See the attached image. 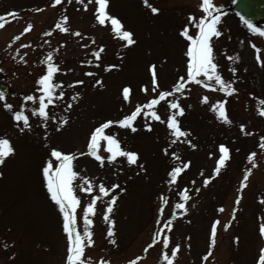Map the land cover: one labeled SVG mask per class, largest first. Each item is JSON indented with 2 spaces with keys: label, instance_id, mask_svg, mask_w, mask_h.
I'll return each mask as SVG.
<instances>
[{
  "label": "rangeland",
  "instance_id": "374dc122",
  "mask_svg": "<svg viewBox=\"0 0 264 264\" xmlns=\"http://www.w3.org/2000/svg\"><path fill=\"white\" fill-rule=\"evenodd\" d=\"M231 1L214 0L225 12L222 17L223 34L218 38L215 48L219 50L218 59L225 78L230 76V62L223 58L224 50L229 55L239 54L237 75L243 78V83L240 84L242 92L239 99L229 98L227 107L235 122L246 123L248 130H254L256 135L247 138L240 136L235 126L219 123L208 110V105L199 102L201 94L208 95L212 102L222 98L221 93L194 86L188 98L182 100L185 105H191L181 117L182 125L191 130L193 143L197 144V148L191 149L187 145L178 144L173 145L172 150H176L182 159L191 161L190 168L179 180L180 187L188 185L193 189L200 188V192L193 191L192 199L188 201V213L173 221L171 238L174 242L181 243L174 264H254L259 247L264 245L257 233V217L264 216V204L260 203V198L264 197V154L256 147L258 135L264 131V120L253 112L254 101L245 94L248 91L260 93L264 90V71H261L256 61L257 55L264 61V37L248 30L230 10ZM150 2L161 9L159 14H151L141 0H110L112 13L122 19L137 39L135 46L121 49V42L113 38L108 27L95 23L92 5H89L88 11H84L76 0H72V3L65 0L56 7L50 5V0L0 1V15L9 10L18 12L16 18L5 17L8 22L0 28V69H3L0 71V84L10 88V93L5 96L7 102L16 107L24 94L33 91L35 79L42 74L43 65L39 61L47 51L57 48L61 42H64L63 47H59L56 59L62 68L73 71L58 73L57 79L65 84L74 79L85 81L83 86L66 89V95L74 90L81 91L82 98L70 111L69 124L61 131L51 133L50 147L55 146L66 152L84 151L88 131L96 122L119 118L121 115L120 89L125 84H130L133 88V105L144 102L146 97L139 91V85L149 82L147 66L150 62L157 63L160 83L164 87L174 83L178 74H183L186 41L178 32L186 23L189 12L201 14L197 7L201 0ZM36 8L42 10L36 12ZM22 9H26V12L21 13ZM62 14L69 16L73 30L87 33L95 38L97 45L106 46L101 67L80 64L95 45L81 48V44L88 43L87 39L80 40L53 28ZM28 22L33 24V28L19 40L13 41L9 47L12 37L22 32ZM261 27H264V23ZM49 30L52 31L51 36L43 35ZM45 40L49 44L40 47ZM29 41L32 42V47L19 49L20 44ZM252 44L257 47L253 48ZM17 49L21 54L28 53L25 57L27 64L18 57L14 58ZM121 51L124 53L123 59L117 55ZM165 57L166 62L160 64ZM108 63L120 64L121 67L106 73L103 65ZM86 71H95L99 77H103L105 87L93 88L92 78L83 75ZM129 110L125 106L124 112ZM161 115H164L163 111ZM137 123L140 125L142 121L138 119ZM119 131L127 147L140 153L147 171L137 175L135 168L115 162L100 167L98 162L87 156L77 157L74 161L76 170L95 178L97 183L103 180L106 185L119 183L126 188L125 192L119 194L114 206L115 228L112 238L107 236V224L101 218L103 205L98 202L97 216L92 226L94 244L85 250V256L91 258L90 264H97L101 257L109 261V264H126L136 256L142 257L137 264H165L160 257V244L150 248L146 254L143 251L150 243V235L155 229L158 196L162 191H167L164 181L166 171L172 163L171 158L160 151L167 142L165 127L154 123L151 132L142 128L136 133ZM4 134L10 139L15 153L0 165V173H3L0 176V264H64L66 239L61 229V218L43 186L40 172L49 150L44 146L42 130L37 128L33 133H19L13 127L10 114L0 107V135ZM219 143H227L233 149L232 160L205 187L202 185L203 176L212 173L216 146ZM253 150L257 151L258 167L249 175L235 219H232L227 230L220 229L217 248L212 245L211 258L205 261L202 257L209 252L206 243L210 238L209 226L217 218L220 226L230 220L239 181L247 166L246 154ZM210 151L213 152L211 158L208 157ZM101 154H104L102 150ZM121 168L123 171H120ZM192 180H195L194 186L189 184ZM85 199L82 195V203ZM175 199L177 197H170L165 214H171ZM221 206L224 211H217ZM77 212L79 214V209ZM235 236L240 237L238 243L233 239ZM185 237H190V240H185ZM110 239L115 240V243H110ZM4 244L9 247L5 249ZM13 252L16 253L15 258L9 260Z\"/></svg>",
  "mask_w": 264,
  "mask_h": 264
},
{
  "label": "snow or ice",
  "instance_id": "6c2138e0",
  "mask_svg": "<svg viewBox=\"0 0 264 264\" xmlns=\"http://www.w3.org/2000/svg\"><path fill=\"white\" fill-rule=\"evenodd\" d=\"M64 2L65 0H50V5L56 7ZM67 2L72 3V0H67ZM141 2L151 14L156 15L161 12V9L154 6L150 0H141ZM76 3L81 5L84 11L89 10V5L93 6L92 15L95 23L99 26L108 27L113 38L121 42V49H127L137 44L134 32L125 26L121 18L112 13L110 0H76ZM232 3H238V0H232ZM197 7L201 14L189 12L186 23L178 32V35L186 41V48L183 53L185 57L183 74H178L174 83L164 87L160 83L157 63L150 62L147 66L149 82L139 85V91L144 93L146 97L144 102H136L133 105V88L130 84L123 85L120 89L121 115L119 118H108L96 122L88 131L84 151L66 152L58 147L49 146L51 133L53 131L59 132L69 124L71 119L69 113L82 98L81 91L74 90L71 91L70 95H66V89H75L77 86L85 84L83 79H74L69 84L57 79L58 73L67 74L73 71L70 68H62L56 59L58 49L63 47L64 42H61L57 48H51L47 51L43 59L39 61L44 66L42 74L35 79L33 91L24 94L18 106L14 107L12 103L7 102L5 93L0 91V102H2L0 107L10 114L13 127L19 133H33L37 128L42 130L44 146L49 150L40 172L43 186L61 218V229L66 239L64 264H90L91 258L85 256V250L94 244L92 226L97 216L98 202L103 205L101 218L107 224V236L109 238L114 236V206L119 194L126 191V188L119 183L106 185L103 180L97 183L95 178L87 174H81L74 165L77 157H91L98 162L100 167H104L106 163L109 165L114 162L117 164L124 163L129 168H135L138 175L147 171L145 164L137 150L127 147L119 130L125 133H136L142 128L144 131L151 132L154 123L165 127L167 142L166 146L162 147L160 151L164 156L170 157L172 163L166 171L164 181L167 191H162L158 196L155 221L158 227L153 233L151 242L146 245L143 251L146 254L154 245L160 244L161 259L165 264H174L181 243L174 242L171 238L173 221L175 218L188 213V201L192 199L193 191L195 193L200 192V188L193 189L188 185L180 187L179 180L183 178L182 174L190 168L191 161L182 159L176 150H172L173 145L178 144L187 145L191 149L197 148V144L193 143L191 130L182 125L181 117L185 115L186 108H191L190 104L185 105L182 100L188 98L194 86L221 93L222 98L212 102H210L208 95L201 94L199 102L208 105V110L214 114L219 123L235 126L240 136L247 138L256 135L254 130H248L246 123L235 122L227 107L229 98L239 99L242 92L240 84L243 83V78L241 75H237L239 54L229 55L226 49L223 52V58L230 62L228 68L229 78H225L224 70L218 59L220 53L215 48V44L223 34L222 17L225 12L222 10V6H217L214 3V0H201ZM41 10L40 8L35 9L36 12ZM235 14L239 16L240 21L247 26L251 33L264 37V28L254 25L250 19H246L239 11ZM5 17L16 18L17 13L13 10L0 15V28H3L4 24L8 22ZM32 28L33 24L28 22L22 32L12 37L9 47L13 41L19 40ZM53 28L60 33L78 37L80 40L87 39L88 43L81 44V48H89L90 45H95V47H91L90 53L86 54L87 58L82 59L80 64L101 67L102 54L105 52L106 47L104 44L97 45L94 37L88 36L87 33H82L80 30H73L69 23V16L66 14H62L58 18ZM43 35L51 36L52 31H46ZM48 44L49 41L45 40L40 47ZM32 46V42L29 41L20 44L19 49ZM251 46L253 48L257 47L255 44ZM19 49L16 50L14 58L18 57L21 62L27 64L25 57L28 53L21 54ZM257 52H259L258 48ZM117 55L123 59L124 53L121 51ZM166 60L165 57L160 64L165 63ZM256 61L261 71H264V61L260 59L259 55L256 56ZM120 67V64L108 63L103 65V71L107 73L113 69L118 70ZM0 71H3V69H0ZM244 71L246 72L247 69L245 68ZM83 75L92 78L93 88L103 89L105 87L103 77H99L97 72L86 71ZM245 94L254 101L253 112L261 120H264V98H261L264 97V90L260 93L248 91ZM125 106L130 108L128 112H124ZM161 111L164 112V115H161ZM138 119L142 121V124L138 125ZM256 147L264 154V131L258 135ZM101 150L104 154H101ZM235 151L238 152L239 149H235ZM232 152L233 149L227 143H219L216 146V159L211 175L203 176L201 172L203 186L206 187L223 169L228 167L232 160ZM14 153L15 149L7 134L0 135V165H3L6 158ZM212 156L213 152L210 151L208 157L211 158ZM246 162L247 166L243 169L242 178L239 181V188L234 199L231 219L221 226L223 230H227L232 219H235L242 192L248 184L249 175L258 167L257 151H249L246 154ZM120 171H123V168ZM2 175L3 173H0V176ZM189 184L194 186L195 180L189 181ZM176 189H179V191H176ZM82 195L86 197L83 203ZM171 196H175L177 199L172 204L171 214L167 219H163L165 208L168 206ZM260 203L264 204V197L260 198ZM217 211L223 212L224 209L221 206ZM257 219L259 221L257 233L260 239L264 241V216H259ZM219 225L220 220L218 218L213 220L210 225L211 244L208 254L202 257L203 260H207L208 255H211V245L215 244ZM233 239L238 243L240 237L235 236ZM185 240H190V237H185ZM110 243L114 244L115 240L110 239ZM170 245H172L171 248ZM3 247L7 249L9 245L4 244ZM188 247L190 248V244ZM15 255L16 253L13 252L9 260H13ZM141 259V256H136L134 259L128 260L126 264H137ZM97 264H109V261L101 257ZM254 264H264V245L259 247Z\"/></svg>",
  "mask_w": 264,
  "mask_h": 264
},
{
  "label": "water",
  "instance_id": "95a60500",
  "mask_svg": "<svg viewBox=\"0 0 264 264\" xmlns=\"http://www.w3.org/2000/svg\"><path fill=\"white\" fill-rule=\"evenodd\" d=\"M232 9L240 12L246 19L256 22L264 18V0H238V3L232 5ZM0 89L6 93L7 88L0 86Z\"/></svg>",
  "mask_w": 264,
  "mask_h": 264
}]
</instances>
